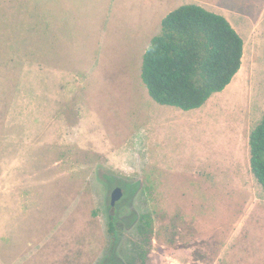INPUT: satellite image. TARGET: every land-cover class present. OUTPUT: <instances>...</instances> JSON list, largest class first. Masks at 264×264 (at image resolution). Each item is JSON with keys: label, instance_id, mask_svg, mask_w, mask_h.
<instances>
[{"label": "rangeland", "instance_id": "1", "mask_svg": "<svg viewBox=\"0 0 264 264\" xmlns=\"http://www.w3.org/2000/svg\"><path fill=\"white\" fill-rule=\"evenodd\" d=\"M217 3L244 53L207 125H190L206 149L223 136L246 143L264 113V0ZM142 4L0 0V264H104L111 193L126 184L114 204L120 263L264 264V192L253 176L239 181L238 166L211 170L195 151L169 173L109 163L107 152H133L155 103L140 71L162 17Z\"/></svg>", "mask_w": 264, "mask_h": 264}, {"label": "trees", "instance_id": "2", "mask_svg": "<svg viewBox=\"0 0 264 264\" xmlns=\"http://www.w3.org/2000/svg\"><path fill=\"white\" fill-rule=\"evenodd\" d=\"M243 53L244 42L225 16L197 3L182 4L162 18L160 32L143 52L140 76L155 102L191 110L230 84L242 65ZM249 155L252 175L264 192V113L250 131ZM119 188L127 191L129 185ZM147 218L151 219L149 214L143 215L138 228L144 243L149 238ZM106 226L111 244L104 264H122L115 245L125 225L114 205H110ZM128 263L134 264L130 259Z\"/></svg>", "mask_w": 264, "mask_h": 264}, {"label": "crops", "instance_id": "3", "mask_svg": "<svg viewBox=\"0 0 264 264\" xmlns=\"http://www.w3.org/2000/svg\"><path fill=\"white\" fill-rule=\"evenodd\" d=\"M123 1L129 3V0ZM179 1L181 0H140V3H143L141 5L143 7V12H146L148 9L149 13H153L156 17L162 18L171 10L187 3H197L210 10L214 9V7L219 8L217 7L218 0H184L185 2L182 4H180ZM132 14L130 15L131 17H133ZM125 15L128 14L125 12ZM148 43L149 42L145 44V48ZM230 86L231 82L228 84L227 88ZM214 94H212L201 107L191 110L175 109L177 107L163 105L157 102L151 104L145 117H143L144 121L142 122V126L144 130L141 132V136L137 137V146L135 145L133 152L130 153L134 157V160L136 159L135 162L140 170H145L147 166L151 165L155 167L157 171H182L187 165V158L190 152L195 151L200 159L205 160L203 162L209 165L211 170L215 166H217V169L218 166L225 169L233 164L234 167L235 165L239 167L240 171L236 176L239 181L244 179V181L249 182V180H251V176L253 175H250V132L248 133L246 143L245 140L243 143L242 134L238 139L235 135L238 141L232 144H227V140L223 141L226 136L222 135L223 137H219L218 141L214 143L216 145L211 143L212 146L217 147L219 150L218 156L212 157V153L208 151V149H212V146L209 145L207 149L205 147L209 142L203 143L200 140L195 142V133L199 132H197V130L195 132L189 130L191 123H194L195 120L199 123L198 128L200 132L201 129L207 125L208 120L206 116L209 108L208 104L212 102V98L215 97ZM176 137L179 138L177 139ZM190 139H192V141L194 140L193 143L190 142ZM96 140L102 143L98 138ZM209 153L211 155H209ZM106 155L110 159L109 163L112 164V153L107 152Z\"/></svg>", "mask_w": 264, "mask_h": 264}, {"label": "clouds", "instance_id": "4", "mask_svg": "<svg viewBox=\"0 0 264 264\" xmlns=\"http://www.w3.org/2000/svg\"><path fill=\"white\" fill-rule=\"evenodd\" d=\"M112 166L126 175H133L138 171L134 157L129 152L113 154Z\"/></svg>", "mask_w": 264, "mask_h": 264}, {"label": "water", "instance_id": "5", "mask_svg": "<svg viewBox=\"0 0 264 264\" xmlns=\"http://www.w3.org/2000/svg\"><path fill=\"white\" fill-rule=\"evenodd\" d=\"M121 194H122V192H121V189H120L119 187L115 188V189L112 191V193H111V198H110V204H111L112 206L115 204V202H116L117 200L120 199Z\"/></svg>", "mask_w": 264, "mask_h": 264}]
</instances>
